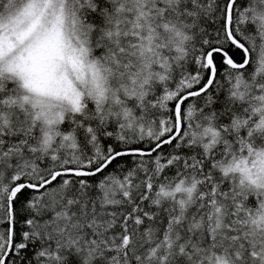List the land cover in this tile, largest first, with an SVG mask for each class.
Returning a JSON list of instances; mask_svg holds the SVG:
<instances>
[{
	"label": "snow or ice",
	"instance_id": "obj_1",
	"mask_svg": "<svg viewBox=\"0 0 264 264\" xmlns=\"http://www.w3.org/2000/svg\"><path fill=\"white\" fill-rule=\"evenodd\" d=\"M0 264H264V0H0Z\"/></svg>",
	"mask_w": 264,
	"mask_h": 264
}]
</instances>
